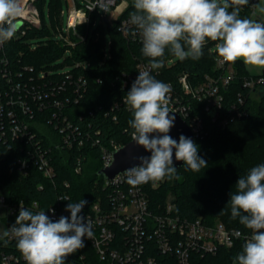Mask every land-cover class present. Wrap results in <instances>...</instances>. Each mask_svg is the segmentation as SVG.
<instances>
[{"label":"trees","instance_id":"trees-1","mask_svg":"<svg viewBox=\"0 0 264 264\" xmlns=\"http://www.w3.org/2000/svg\"><path fill=\"white\" fill-rule=\"evenodd\" d=\"M44 0H35L40 16V26L26 27L25 33L13 37L3 43L4 53L14 65L17 63L32 65L35 69L50 68V63L69 52L63 65H71L69 70L81 74L86 79L85 89L78 96L76 103H68L62 108L61 115H66L79 127L78 137L84 143L80 147L68 149H53L52 164L55 174L52 178L44 177L35 167L27 175H21L16 166V159L23 152L17 143L0 145V193L5 195L6 201L24 199L26 202L36 200L42 208L59 200V196L67 195L69 200L79 202L86 200L84 207L105 198L106 189L103 188L104 175L100 173L102 162L99 155L100 145H109L111 141L124 144L131 139L132 128L128 121L132 113L125 105H120L114 110L111 104L123 97L129 91L122 84V72L135 69L136 59L142 57L139 46L125 39L117 27L121 17L134 11L133 0H127V6L107 25L104 21L95 27L81 26L79 30L84 34L82 40L73 45L66 44L60 38L53 37L60 26V9L66 0H49L47 24L43 9ZM241 18H251L247 10H241ZM94 14L91 15V19ZM107 27L110 39L108 49L104 41L103 31ZM54 32V33H53ZM214 42L209 41L203 48V56L196 61L185 59L168 63L171 53L166 50L164 66L153 70V76L166 83L176 85V77L181 72L188 73L189 82L194 85L201 81L205 74H214L215 51L208 47ZM34 44V45H32ZM105 48L108 56H104ZM78 62L80 65L74 66ZM89 62L83 68L81 64ZM236 75L231 82L222 89L225 96L224 105L219 111L220 115L228 111L238 92H244L242 79L250 74L243 61L231 63ZM259 75V74H258ZM264 77V72L261 73ZM264 84V82L262 83ZM72 94L71 84L65 83L63 95ZM245 108L248 114L229 120L224 126L218 121L211 120L210 111H200V105L195 103V108L202 116L207 133L203 137L195 138L198 146V155L207 162V167L198 172L187 169L183 164L177 168L179 180L165 179L151 187L145 184L149 196L150 207L159 211L167 200L174 204V212L181 216L200 217L205 223L222 221L227 227L239 228L250 231L239 223V218L232 219L230 204L231 192H236V182L240 176H246L251 168L264 164V92L258 100L247 96ZM43 114V113H42ZM37 112V115H42ZM59 114V113H58ZM116 114V119L112 115ZM38 118V117H37ZM51 119L50 110L46 111L45 120ZM49 125V124H48ZM50 131V130H49ZM37 132V131H36ZM51 136L37 132V136L44 135V143L49 144ZM57 139V138H56ZM97 142L93 145L92 140ZM21 144L24 140L20 141ZM80 160L81 168L75 166ZM32 211V210H31ZM34 212V211H33ZM35 213V212H34ZM19 212L2 217L7 225L14 224ZM85 247L71 254L65 264H103L85 238ZM2 249H17L15 242L0 240ZM236 248H220L215 254L193 255L194 264H229L235 257ZM157 264H170L169 257L156 253Z\"/></svg>","mask_w":264,"mask_h":264},{"label":"built area","instance_id":"built-area-1","mask_svg":"<svg viewBox=\"0 0 264 264\" xmlns=\"http://www.w3.org/2000/svg\"><path fill=\"white\" fill-rule=\"evenodd\" d=\"M258 1L250 0L249 5L243 6L242 10H247L251 16ZM19 3L23 12L19 18L21 26L15 37L24 34L26 27L40 26L35 0H19ZM127 3V0H66V32H61L58 28L57 34L63 42L73 45L84 38L79 27L95 25L94 17L91 19L92 14L99 15L100 21L106 17L110 25ZM63 13L64 10L60 9V16ZM128 19L129 14L121 17L117 27L125 39L139 46L142 53V38L138 33L134 34L136 30L127 23ZM3 48L4 45L0 44V145L10 147L19 140H24L23 144L20 141L17 143L23 152L16 159L18 172L27 175L30 169L35 167L44 177L52 178L56 171L50 152L55 148L71 150L84 143L83 138L78 137V125L61 113L66 104L77 102L78 96L85 89L86 79L69 69L51 73V70L35 69L28 64L14 65L5 55ZM104 56H108L106 48ZM134 58L135 69L122 72L121 77L123 86L128 90L138 72L145 70L149 64L147 57ZM214 62L217 71L214 74H205L203 79L194 85L189 82L187 72L177 75L176 85L166 82L171 88L170 109L181 116L195 138L203 137L207 133L205 122L195 108V103L200 105L201 112H213L211 120L224 126L229 120L248 114L244 106L246 98L252 96L256 86L264 82L261 74L245 76L242 79L244 92H238L228 111L220 115L219 111L225 98L222 89L231 82L236 70L231 63L221 62L217 53L214 55ZM78 65V62L74 63L75 67ZM81 66L86 68L89 62H84ZM152 72L153 70L151 75ZM66 82L72 87L73 95L70 97L63 95ZM126 95L115 100L110 109L114 110L120 105L128 108L123 102ZM48 109L51 119L45 120ZM37 112L43 114L39 116ZM112 118L115 120L116 114H113ZM36 131L49 136L54 133L57 139L50 138V143L45 144L44 135L37 136ZM133 131L132 129L131 134ZM96 142L94 139L91 141L93 145ZM121 145L123 144L113 141L108 146L100 145L102 167L110 164L113 152ZM75 168L80 170V160ZM118 174L104 179L105 198L88 208L84 207L79 214L92 222L93 237L91 240L86 239L103 264H157L156 253L169 257L170 264H194V254L200 258L204 254H215L222 247L236 248V257L252 235L251 230L227 227L222 221L209 224L200 217L181 216L174 212V204L170 200L165 202L161 210L154 211L150 207L145 184L132 187L125 182L123 172ZM157 184L158 182H152L151 187ZM58 198L56 202L42 208L36 200L26 202L24 199H17L7 202L5 195L0 193V208L4 211L3 217L19 212L22 204L34 212L45 211L53 222L61 216L70 218V212L65 210L68 203L62 202L64 198L69 200L68 196ZM12 225L14 224H5V230ZM6 240L16 244L14 238L9 237ZM234 258L229 264H233ZM0 264H26V261L17 249H2Z\"/></svg>","mask_w":264,"mask_h":264},{"label":"clouds","instance_id":"clouds-1","mask_svg":"<svg viewBox=\"0 0 264 264\" xmlns=\"http://www.w3.org/2000/svg\"><path fill=\"white\" fill-rule=\"evenodd\" d=\"M249 2L133 0L134 11L127 23L142 38L141 51L149 58V64L138 72L123 102L132 113L128 121L134 130L132 140L151 155L140 157L139 166L123 172L128 185L179 180L173 149L175 159L187 169L198 172L207 167L190 138L181 135L177 143L168 135L175 120L174 115H169L173 113L169 107L171 88L151 75V71L164 66L166 50L180 61L199 60L209 41L214 42L221 62L243 61L245 65L264 69V23L240 16L242 7ZM256 9L252 16L257 12L264 14V6L257 5ZM22 12L19 0H0V44L15 36ZM235 185L236 192H231L228 201L231 218H239V223L250 229L252 235L233 264H264V164L251 168ZM86 203L83 199L68 203L65 210L70 212V218L61 216L55 222L45 211L34 213L21 204L14 225L0 234V240L7 242L6 238H14L26 264H65L71 254L85 247V238L93 237L92 222L79 215Z\"/></svg>","mask_w":264,"mask_h":264},{"label":"water","instance_id":"water-1","mask_svg":"<svg viewBox=\"0 0 264 264\" xmlns=\"http://www.w3.org/2000/svg\"><path fill=\"white\" fill-rule=\"evenodd\" d=\"M103 21L108 25V20L106 17H103ZM169 115H174L175 120L168 135H170L172 139L176 140L177 143L179 142V137L181 135L185 136L186 138H190L195 143V137L193 133L181 116L174 111ZM150 155L151 153L149 151H146L142 146H139L131 138L113 152L112 161L110 162V164L113 162L112 165L110 167H107L109 164L107 166H103L99 172L102 173L105 178H111L129 168L139 166L141 163L139 158L150 157ZM173 164L175 167H180L183 164L182 161H177L175 159V149H173Z\"/></svg>","mask_w":264,"mask_h":264},{"label":"rangeland","instance_id":"rangeland-1","mask_svg":"<svg viewBox=\"0 0 264 264\" xmlns=\"http://www.w3.org/2000/svg\"><path fill=\"white\" fill-rule=\"evenodd\" d=\"M48 2H49V0H44L43 9H44V13H45L46 22H47V24H50V21H49V18H48ZM257 5L264 6V0H259L258 1V3L255 5L254 11H257V9H256ZM61 7H62L61 9L64 10V13L59 17V21H60L59 28H60L61 32L65 33L66 32V28H67L66 27L67 26V14H66L67 7H66L65 3H62ZM108 15H110V14L108 13ZM251 18L257 20L258 22L264 23V14H261L259 12H257V15H255V16L251 15ZM94 19H95V25L93 27H95L96 24L101 22L100 21V16L97 15V14L94 16ZM103 34H104V41L106 43V48L108 49V43H109L110 36H109V33H108V30H107L106 26H105V29L103 31ZM53 37L59 38L57 32H56V34L53 35ZM32 45H34V44H32ZM213 49H215L214 43L210 44V46L208 47L209 51H212ZM67 55H69V52H65L62 56H59L58 58H56L55 60H53L50 63V68L51 69L53 68L51 70V73L60 72V71L72 68L71 65H66V64L63 65ZM170 57L171 58L168 59V61H169L168 63H171L172 61L177 60V58H175L173 55H170ZM244 66H245L246 70L248 71V73L251 76L261 74L262 71H264V69L253 68V67L245 65V64H244ZM263 92H264V84L256 86L254 92L252 93L253 100H258L259 96ZM3 215H4V211H3V209L0 208V234H2V232L5 230V223H4V220L2 219Z\"/></svg>","mask_w":264,"mask_h":264},{"label":"crops","instance_id":"crops-1","mask_svg":"<svg viewBox=\"0 0 264 264\" xmlns=\"http://www.w3.org/2000/svg\"><path fill=\"white\" fill-rule=\"evenodd\" d=\"M262 73H263V71H262Z\"/></svg>","mask_w":264,"mask_h":264}]
</instances>
